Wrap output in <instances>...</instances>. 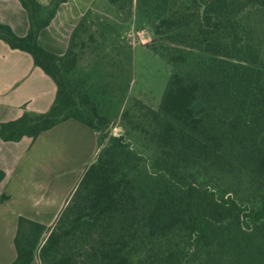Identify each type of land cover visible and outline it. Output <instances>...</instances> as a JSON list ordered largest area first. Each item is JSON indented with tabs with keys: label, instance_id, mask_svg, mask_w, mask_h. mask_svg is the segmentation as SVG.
Masks as SVG:
<instances>
[{
	"label": "trees",
	"instance_id": "trees-1",
	"mask_svg": "<svg viewBox=\"0 0 264 264\" xmlns=\"http://www.w3.org/2000/svg\"><path fill=\"white\" fill-rule=\"evenodd\" d=\"M17 1L27 32L0 23V41L28 53L56 93L46 112L1 122L0 140L34 141L72 119L94 131L97 153L51 227L19 217L9 264H264V0H106L123 20L142 12L144 46L172 69L158 107L133 100L118 135L105 97L127 95L123 60L118 74L100 62L81 74L87 15L56 55L38 35L65 0ZM94 76L107 81L95 88Z\"/></svg>",
	"mask_w": 264,
	"mask_h": 264
},
{
	"label": "crops",
	"instance_id": "crops-1",
	"mask_svg": "<svg viewBox=\"0 0 264 264\" xmlns=\"http://www.w3.org/2000/svg\"><path fill=\"white\" fill-rule=\"evenodd\" d=\"M42 6L51 0H35ZM106 0H65L50 22L40 31L38 44L44 50L63 55L75 27L87 15L86 23L113 11ZM0 23L17 36L28 28L27 15L17 0H0ZM56 93L54 82L31 56L12 50L0 41V123L15 120L24 111L44 113ZM97 153L96 134L76 120L65 121L41 133L34 141L0 140V170L4 179L0 193V264L16 258L14 237L19 217L51 227L75 189L83 171ZM30 264H40L37 257Z\"/></svg>",
	"mask_w": 264,
	"mask_h": 264
},
{
	"label": "rangeland",
	"instance_id": "rangeland-1",
	"mask_svg": "<svg viewBox=\"0 0 264 264\" xmlns=\"http://www.w3.org/2000/svg\"><path fill=\"white\" fill-rule=\"evenodd\" d=\"M110 7L113 11L109 17L92 18L86 24L87 30L85 34L81 35L85 46L78 50L80 54L78 68L83 75L93 74L95 72L93 68L96 67L95 63L100 62V68L104 63L102 71L118 74L116 71L118 65L115 60L118 57L123 60L121 62L123 69L128 72L127 74L124 73L125 78L130 79L127 95L123 100H120L119 94L114 92L112 96L114 95L115 98L114 96L113 98L105 97L112 100L109 114L115 116L108 126L107 132L110 135H118L125 131L120 122V114L123 109L132 104L133 100L141 101L153 109L158 107L172 69L164 59L144 46L152 39V35L147 28L142 12L136 9L129 19L123 20L116 8ZM102 34L107 35L105 43L101 42ZM90 35L95 41H88ZM121 48L125 49L124 52ZM109 54L112 55V59ZM125 54L128 56L127 65L125 64ZM111 62L113 63L111 64ZM121 64L119 65L121 66ZM181 69L182 67H179L177 70ZM97 76H99L98 73ZM90 81L97 88L99 83L106 82L107 79L102 81L101 78L94 76Z\"/></svg>",
	"mask_w": 264,
	"mask_h": 264
},
{
	"label": "built area",
	"instance_id": "built-area-1",
	"mask_svg": "<svg viewBox=\"0 0 264 264\" xmlns=\"http://www.w3.org/2000/svg\"><path fill=\"white\" fill-rule=\"evenodd\" d=\"M143 32V31H142Z\"/></svg>",
	"mask_w": 264,
	"mask_h": 264
}]
</instances>
